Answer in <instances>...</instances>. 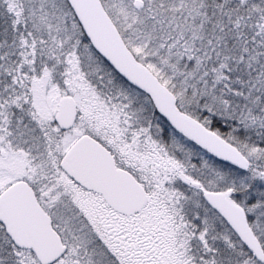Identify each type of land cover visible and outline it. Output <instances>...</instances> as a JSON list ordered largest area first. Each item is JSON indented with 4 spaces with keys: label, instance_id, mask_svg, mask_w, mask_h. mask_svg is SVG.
I'll list each match as a JSON object with an SVG mask.
<instances>
[{
    "label": "snow or ice",
    "instance_id": "obj_1",
    "mask_svg": "<svg viewBox=\"0 0 264 264\" xmlns=\"http://www.w3.org/2000/svg\"><path fill=\"white\" fill-rule=\"evenodd\" d=\"M0 264H264V0H0Z\"/></svg>",
    "mask_w": 264,
    "mask_h": 264
}]
</instances>
